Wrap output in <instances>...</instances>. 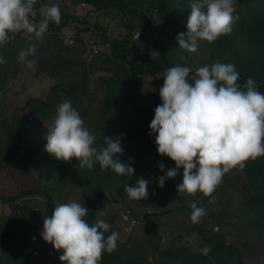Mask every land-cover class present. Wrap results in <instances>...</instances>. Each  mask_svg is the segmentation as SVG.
<instances>
[{
    "label": "rangeland",
    "instance_id": "1",
    "mask_svg": "<svg viewBox=\"0 0 264 264\" xmlns=\"http://www.w3.org/2000/svg\"><path fill=\"white\" fill-rule=\"evenodd\" d=\"M77 1H57L60 11L73 16L69 25L58 33L62 46L56 44L40 50L35 64L22 67L0 100V196H16L17 204L12 206L0 198V225L4 226L11 220L8 225L22 222L26 230L29 229L23 254L48 256L56 251L40 235L43 218L52 213L45 195L21 194L25 190H48L53 195L55 205L74 200L84 204L88 210L95 208L91 223L98 219L110 223V234L112 231L119 234V241L127 251L126 256L129 254L130 259L139 264H150L147 261L159 257L172 240L178 246L184 243L191 250L184 258L180 253L169 256V264H235L234 257L222 252L199 260L189 256L197 249L205 250L204 242L190 220V212L181 208H190V204L196 202L206 211V215L200 219L201 226L213 236L237 243L247 264H264L263 209L255 200L247 175V166L252 168L253 160H249L242 171L233 169L225 174L211 196L201 192L184 193L181 194V200L170 199L164 204H157L159 191L163 188L158 186V165L163 163L166 169L175 168V162L158 154L157 149L151 152H129L122 147L123 153L113 156L115 161L130 164L134 168L131 176H119L111 169L102 171L98 163L91 170L80 168L77 158L65 163L46 152L47 127L50 124L46 120L36 119L33 109L27 104L28 100L46 98L53 86L69 85L79 80L85 71L92 97L90 113L84 126L90 128L94 121H100L106 79L120 72L122 67L120 63L106 57L113 48L110 39L122 37L129 32L142 49L156 54L154 48L146 43L143 37L145 26L140 25L136 14L118 8L97 11L81 7ZM184 2L191 14L194 0ZM130 7L145 12L147 21H155L160 28L157 32L163 38L164 47L175 58L184 60L191 67L228 60L236 69L243 67L258 80L264 78V35L256 28L253 17L256 11L264 20V0H235L230 33L212 43L199 41L196 52L181 49L177 43L178 34H187V26L168 24L179 16L178 9H162L159 0H136ZM88 27V30H84ZM44 35L50 37L52 33L47 31ZM28 36L29 39L33 37ZM95 46L101 48L98 53L93 52ZM160 87L154 77L145 75L126 86L119 98L120 107L135 108L136 104L139 108L155 109L162 103ZM114 117L113 131L117 133L118 117ZM138 117L142 118V115ZM146 118L150 121L134 119L131 128L125 133L133 135L142 125L150 124L154 110ZM259 159L261 157L256 160ZM138 178L150 181L148 198L140 201L129 199L124 191L125 185L135 186ZM182 180L181 168L174 177L175 188ZM210 212H216L217 219H212ZM0 262L54 264L45 259L30 263L7 261L1 249Z\"/></svg>",
    "mask_w": 264,
    "mask_h": 264
},
{
    "label": "clouds",
    "instance_id": "2",
    "mask_svg": "<svg viewBox=\"0 0 264 264\" xmlns=\"http://www.w3.org/2000/svg\"><path fill=\"white\" fill-rule=\"evenodd\" d=\"M38 0H0V48L27 33L43 38L50 22L61 20L57 3L41 5L39 22H35L34 5ZM235 0H194L188 18V32L176 37L179 48L196 52L199 41L212 43L231 31ZM36 45L31 44L18 54L19 62L32 66ZM7 61L0 56V65ZM192 69L176 64L166 68L159 89L162 103L154 110L148 133L155 134L157 152L175 162L157 178L158 186L174 178L183 169L182 183L177 193H203L211 196L225 174L233 169L243 170L249 160L264 156V93L249 77L243 88L237 83L240 73L233 63L215 62L195 69L194 82H189ZM69 99L57 106L56 116L47 127L46 152L58 161L68 163L72 158L79 167L91 170L96 163L102 171L111 169L119 176H131L134 168L113 159L122 154L121 137H104L103 146H96V137L85 126ZM165 171L163 163L158 165ZM150 181L138 178L135 186H124L131 200L148 198ZM190 220L199 223L206 215L196 202L190 204ZM89 210L77 201L57 203L49 216L43 218L42 239L63 254V264H100L104 253L117 248L119 234L103 219L89 223ZM34 239V238H33Z\"/></svg>",
    "mask_w": 264,
    "mask_h": 264
},
{
    "label": "trees",
    "instance_id": "3",
    "mask_svg": "<svg viewBox=\"0 0 264 264\" xmlns=\"http://www.w3.org/2000/svg\"><path fill=\"white\" fill-rule=\"evenodd\" d=\"M238 1V0H236ZM78 4L86 6L88 9L93 10H106L112 8H118L123 12H130L136 14L141 26H145V32L143 37L146 43L152 46L156 52L153 54L149 50H144L136 44L133 40V34L127 33L122 37H112L110 42L113 46L112 50L106 57L111 58L114 62L121 64V71L113 76H109L105 81V88L103 90V102L100 112V121H94L92 126L88 128L91 134L96 137V146H103L104 137L118 138L121 137V146L129 152H151L157 149L155 144V134L149 136L150 131L149 125L145 124L141 126L140 130H137L135 134L128 135L125 131L131 128V124L134 119H139L140 122L150 121L146 118L152 113L154 108H139L135 104V108H125L120 107L119 98L123 95L126 86L129 83H135L140 80L143 76L149 75L155 78L160 86L163 85L164 79L161 77L162 73L166 68L180 64L182 66H188L192 69L189 74V82H194L193 77L195 74V69L187 64L182 59H177L169 53V51L164 47L163 38L157 32L160 28L156 25L155 21H147L145 12L139 11L130 7L134 5L136 0H78ZM160 7L162 9L175 10L178 9L180 14L175 21L168 23L177 24L178 26H187L188 18L190 16L189 10L186 8L184 0H159ZM72 15L66 11H61V20L57 24L55 22H50L47 31L51 32L50 37L45 35L41 39H37L34 35L29 39L30 34L20 33L17 34L15 39L10 43L0 48V56L7 61L5 64L0 65V100L3 99L6 94L9 83L17 75V73L22 69L23 64L19 62L18 54L21 50L28 48L31 44L36 45V56L30 57L29 59L37 60L40 50L49 49L52 45L60 44L62 46V40L59 39V32L67 27L72 19ZM253 17L255 19V26L257 29L261 30L264 35V20L260 17L259 12H253ZM35 22H39L41 16L36 14L33 17ZM84 28V30H88ZM132 29V28H131ZM130 29V31H131ZM83 30V28H82ZM46 31V32H47ZM81 41H83L80 38ZM102 55V54H99ZM103 56V55H102ZM221 63H229L228 60H220ZM240 73L237 83L243 88L246 80L252 77L257 84V89L261 93H264V78L258 80L253 74L248 72L243 67L237 69ZM92 94L89 90V82L87 73L84 71L83 76L65 86H53L51 92L46 98H31L28 100L27 104L31 106L33 112L38 120H46L50 125L52 124L55 116L57 106L64 99H69L72 102V106L78 110L81 118L87 121L90 113V98ZM122 112V113H121ZM118 117V129L119 132L115 133L113 131L115 117ZM142 115V118L138 117ZM37 121V120H36ZM253 167H248L247 175L249 176V184L252 187L255 200L262 205V216L264 217V156H261L259 160H253ZM256 163H260L259 166H255ZM165 171L162 172L158 170L160 176H164ZM29 193H43L47 199V204L49 210L52 212L55 203L53 195L48 190H25L21 194ZM0 198L11 204L12 206H17L16 196H9ZM170 199H182L181 194H178L175 188L174 178L166 179L164 187L159 191V197L157 199V204H164ZM190 212L192 209L187 206H181ZM212 219H217L216 212H210ZM95 216V208L89 210L85 219L91 224V221ZM11 222V220H9ZM4 226L0 225V249L4 259L7 261L15 262H27L36 261L39 259H45L52 261L54 264H63L59 257L63 254L61 251H54L48 256H39L34 253L23 254L24 246L29 234V229L26 230L24 224L20 223H8ZM194 230L197 232L199 237L204 242L205 250L197 249L196 252L190 254L193 260L207 259L210 256H215V253H224L231 255L235 259V264H247L241 255V250L237 243L228 242L225 238L216 237L211 235V233L199 223L193 224ZM110 235V232L105 233V237ZM172 240L169 247L163 250V253L156 258L148 260L147 263L150 264H169L171 262L169 256H174L176 253H180L182 258L186 257L187 252L191 250L185 247L184 243H179ZM117 248L111 253H104L100 264H139L135 260L130 259V255L126 256V249L122 247V243L117 241ZM34 254V255H33ZM188 258V257H187ZM0 264H7L0 262Z\"/></svg>",
    "mask_w": 264,
    "mask_h": 264
},
{
    "label": "crops",
    "instance_id": "4",
    "mask_svg": "<svg viewBox=\"0 0 264 264\" xmlns=\"http://www.w3.org/2000/svg\"><path fill=\"white\" fill-rule=\"evenodd\" d=\"M58 0H38V3L34 5L35 14L33 17H35L36 14L40 15V8L41 5H46L49 3H57Z\"/></svg>",
    "mask_w": 264,
    "mask_h": 264
},
{
    "label": "built area",
    "instance_id": "5",
    "mask_svg": "<svg viewBox=\"0 0 264 264\" xmlns=\"http://www.w3.org/2000/svg\"><path fill=\"white\" fill-rule=\"evenodd\" d=\"M100 50H101V48H99L97 46L93 47V52L94 53H98Z\"/></svg>",
    "mask_w": 264,
    "mask_h": 264
}]
</instances>
